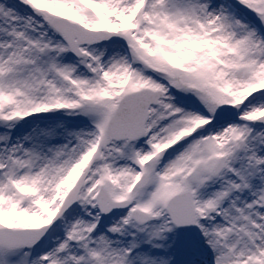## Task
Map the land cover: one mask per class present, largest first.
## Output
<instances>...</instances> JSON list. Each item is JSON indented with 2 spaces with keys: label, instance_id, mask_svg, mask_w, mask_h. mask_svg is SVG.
<instances>
[{
  "label": "snow or ice",
  "instance_id": "obj_1",
  "mask_svg": "<svg viewBox=\"0 0 264 264\" xmlns=\"http://www.w3.org/2000/svg\"><path fill=\"white\" fill-rule=\"evenodd\" d=\"M0 264H264V0H0Z\"/></svg>",
  "mask_w": 264,
  "mask_h": 264
}]
</instances>
